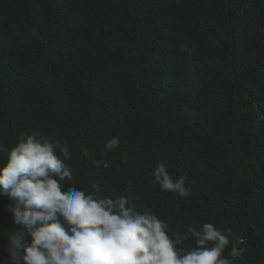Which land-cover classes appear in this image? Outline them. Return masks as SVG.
Listing matches in <instances>:
<instances>
[{
    "label": "trees",
    "instance_id": "16d2710c",
    "mask_svg": "<svg viewBox=\"0 0 264 264\" xmlns=\"http://www.w3.org/2000/svg\"><path fill=\"white\" fill-rule=\"evenodd\" d=\"M22 133L66 142L80 189L264 264V0H0V147ZM161 160L192 195L152 183ZM20 228L0 196V264Z\"/></svg>",
    "mask_w": 264,
    "mask_h": 264
},
{
    "label": "clouds",
    "instance_id": "9594fccd",
    "mask_svg": "<svg viewBox=\"0 0 264 264\" xmlns=\"http://www.w3.org/2000/svg\"><path fill=\"white\" fill-rule=\"evenodd\" d=\"M119 144L113 136L105 150ZM0 152L6 153L0 196L8 198L12 222L21 226L7 236L9 264H233L245 251L238 247L242 238L211 222L189 225L181 235L170 232L155 212L137 210L129 196L100 197L75 186L65 163L71 159L66 142L22 133ZM152 183L180 197L192 195L185 177L174 179L162 160L152 171ZM189 239L192 246L181 247Z\"/></svg>",
    "mask_w": 264,
    "mask_h": 264
}]
</instances>
